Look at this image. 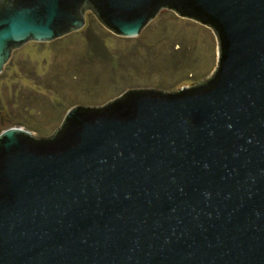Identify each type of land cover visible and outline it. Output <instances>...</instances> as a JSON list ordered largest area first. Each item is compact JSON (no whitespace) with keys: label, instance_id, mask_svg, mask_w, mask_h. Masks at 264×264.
<instances>
[{"label":"water","instance_id":"1","mask_svg":"<svg viewBox=\"0 0 264 264\" xmlns=\"http://www.w3.org/2000/svg\"><path fill=\"white\" fill-rule=\"evenodd\" d=\"M161 9L212 30L214 72L2 130L0 264H264V0H0V73L86 12L134 37Z\"/></svg>","mask_w":264,"mask_h":264},{"label":"rangeland","instance_id":"2","mask_svg":"<svg viewBox=\"0 0 264 264\" xmlns=\"http://www.w3.org/2000/svg\"><path fill=\"white\" fill-rule=\"evenodd\" d=\"M85 28L12 50L0 73V132L50 135L74 105L100 106L128 89L178 91L217 65L212 30L161 9L134 37L111 33L90 13Z\"/></svg>","mask_w":264,"mask_h":264}]
</instances>
